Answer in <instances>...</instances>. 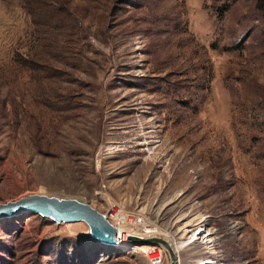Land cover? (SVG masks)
<instances>
[{
  "label": "rangeland",
  "instance_id": "rangeland-1",
  "mask_svg": "<svg viewBox=\"0 0 264 264\" xmlns=\"http://www.w3.org/2000/svg\"><path fill=\"white\" fill-rule=\"evenodd\" d=\"M35 193L209 231L179 264H264L259 0H0V203ZM144 245L0 219V264H170Z\"/></svg>",
  "mask_w": 264,
  "mask_h": 264
},
{
  "label": "water",
  "instance_id": "water-1",
  "mask_svg": "<svg viewBox=\"0 0 264 264\" xmlns=\"http://www.w3.org/2000/svg\"><path fill=\"white\" fill-rule=\"evenodd\" d=\"M25 212L36 213L56 223L85 222L92 237L108 245L117 244L119 228L107 216L91 204L76 198L47 194H29L17 200L0 203V219ZM128 243L153 244L164 247L170 256V264H179V252L174 242L161 236L141 237L130 235Z\"/></svg>",
  "mask_w": 264,
  "mask_h": 264
},
{
  "label": "bare ground",
  "instance_id": "bare-ground-1",
  "mask_svg": "<svg viewBox=\"0 0 264 264\" xmlns=\"http://www.w3.org/2000/svg\"><path fill=\"white\" fill-rule=\"evenodd\" d=\"M121 218H124L123 213H121ZM119 228V234L117 235V242L123 244V245H127L128 244V238L130 235H137V234H129L128 230H126V228L120 224L118 225ZM191 232V235L185 239V240H181V241H174V238H172L171 240H173L175 248L177 250V252H180L181 249L187 247L188 245L199 241L202 244H207V246L209 247V249H211V243L213 242V238L211 237V233L209 231L203 230L202 227H198L196 229H193ZM206 235H203L205 234ZM162 233L157 232L156 234H146L145 236H141V237H149V236H159ZM203 235V237H201ZM163 238H166L165 236ZM166 239H169L168 237ZM147 245H144L145 248H154L153 244H149V243H145ZM137 248L141 247L140 245H136ZM207 262L203 263V264H210V259H206ZM212 263V262H211ZM201 264V263H200Z\"/></svg>",
  "mask_w": 264,
  "mask_h": 264
},
{
  "label": "built area",
  "instance_id": "built-area-1",
  "mask_svg": "<svg viewBox=\"0 0 264 264\" xmlns=\"http://www.w3.org/2000/svg\"><path fill=\"white\" fill-rule=\"evenodd\" d=\"M120 210L123 211L124 219L121 217H117V215H115L112 210L106 211L108 218L117 226L120 224H129L134 227L131 231L136 233L138 236H145L146 234H156L158 232V229L156 227L152 226L149 222H145L144 218L141 217L139 214L127 212L120 208L117 209L118 212ZM134 229H137L138 231ZM153 250L155 252L156 249L154 248Z\"/></svg>",
  "mask_w": 264,
  "mask_h": 264
},
{
  "label": "trees",
  "instance_id": "trees-1",
  "mask_svg": "<svg viewBox=\"0 0 264 264\" xmlns=\"http://www.w3.org/2000/svg\"><path fill=\"white\" fill-rule=\"evenodd\" d=\"M259 8L261 9V11L264 14V0H259Z\"/></svg>",
  "mask_w": 264,
  "mask_h": 264
}]
</instances>
